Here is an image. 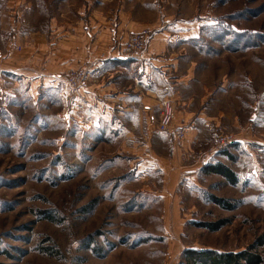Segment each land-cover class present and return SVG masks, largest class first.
Instances as JSON below:
<instances>
[{
    "label": "rangeland",
    "instance_id": "rangeland-1",
    "mask_svg": "<svg viewBox=\"0 0 264 264\" xmlns=\"http://www.w3.org/2000/svg\"><path fill=\"white\" fill-rule=\"evenodd\" d=\"M15 1L0 0V10L6 14ZM152 1L163 15L202 25L203 48L187 49L188 55L207 69L213 85L224 79L234 86L236 96L226 97L227 107L256 139L241 142L236 133L217 134L238 139L225 152L231 160L218 152L236 182L201 174L164 193L160 175L131 172L120 139L109 143L115 140L61 122L69 107L32 98L24 84L5 77L0 82V264H187L186 250L250 251L264 264V0ZM30 4L22 9L23 18L39 31L59 9H83V0ZM85 82L86 75L81 85ZM221 221L217 231L205 227Z\"/></svg>",
    "mask_w": 264,
    "mask_h": 264
},
{
    "label": "crops",
    "instance_id": "crops-1",
    "mask_svg": "<svg viewBox=\"0 0 264 264\" xmlns=\"http://www.w3.org/2000/svg\"><path fill=\"white\" fill-rule=\"evenodd\" d=\"M26 1L16 5V0L6 14L0 10V82L15 78L30 97L69 107L61 122L73 121L97 131V139L115 140L109 143L120 139L131 172L160 175L164 193L193 182L205 166L222 163L211 151L217 134L256 140L227 107L226 97L236 96L233 84L218 79L213 85L207 69L198 68L187 53L203 48L202 25L159 13L152 0H83V9H59L39 31L23 18L22 9L32 7ZM147 27L151 37L142 57H120V45ZM73 68L83 69L86 82L70 91L64 77ZM166 100L173 102L174 115L170 133L161 134L156 125ZM252 116L249 122L255 121ZM179 128L186 129L180 143L171 134Z\"/></svg>",
    "mask_w": 264,
    "mask_h": 264
},
{
    "label": "built area",
    "instance_id": "built-area-1",
    "mask_svg": "<svg viewBox=\"0 0 264 264\" xmlns=\"http://www.w3.org/2000/svg\"><path fill=\"white\" fill-rule=\"evenodd\" d=\"M151 32L147 28L141 29L139 32L134 33L126 41H124L119 47V55L122 58L130 60H139L142 57L144 47L149 40ZM16 51H20V47H14ZM85 78L84 71L70 70L64 77V84L70 90L74 91L81 87ZM173 105L172 102L166 100L163 102L162 110L160 114V120L157 126V132L164 134L170 133L171 122L173 119ZM173 139L176 142H182L186 136V129L179 128L171 132ZM238 141L237 137L233 136H217L211 147V151L220 152L229 148L232 144Z\"/></svg>",
    "mask_w": 264,
    "mask_h": 264
},
{
    "label": "trees",
    "instance_id": "trees-1",
    "mask_svg": "<svg viewBox=\"0 0 264 264\" xmlns=\"http://www.w3.org/2000/svg\"><path fill=\"white\" fill-rule=\"evenodd\" d=\"M227 149L220 151V153L226 155L228 160H231L232 157L225 153ZM202 173L221 177L230 183L236 182L234 172L220 162L205 166L202 169ZM212 200L217 205H223L221 199L212 198ZM224 223V221H221L217 224H207L205 227L211 231H217ZM183 260H187V264H262L261 257L250 251H242L239 253H216L214 251L186 250L183 252Z\"/></svg>",
    "mask_w": 264,
    "mask_h": 264
}]
</instances>
